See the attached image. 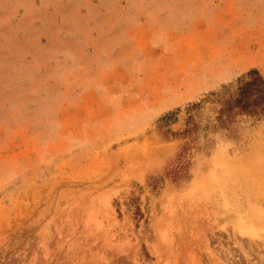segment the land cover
<instances>
[{
  "label": "rangeland",
  "instance_id": "1",
  "mask_svg": "<svg viewBox=\"0 0 264 264\" xmlns=\"http://www.w3.org/2000/svg\"><path fill=\"white\" fill-rule=\"evenodd\" d=\"M0 264H264V0H0Z\"/></svg>",
  "mask_w": 264,
  "mask_h": 264
}]
</instances>
